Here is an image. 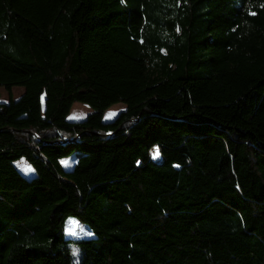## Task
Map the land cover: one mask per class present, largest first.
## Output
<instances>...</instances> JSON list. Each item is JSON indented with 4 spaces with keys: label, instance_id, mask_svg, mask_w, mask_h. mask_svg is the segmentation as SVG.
<instances>
[{
    "label": "trees",
    "instance_id": "16d2710c",
    "mask_svg": "<svg viewBox=\"0 0 264 264\" xmlns=\"http://www.w3.org/2000/svg\"><path fill=\"white\" fill-rule=\"evenodd\" d=\"M17 86L0 264H264V0H0V97Z\"/></svg>",
    "mask_w": 264,
    "mask_h": 264
},
{
    "label": "rangeland",
    "instance_id": "374dc122",
    "mask_svg": "<svg viewBox=\"0 0 264 264\" xmlns=\"http://www.w3.org/2000/svg\"><path fill=\"white\" fill-rule=\"evenodd\" d=\"M24 87H14L12 91L9 93L4 88H1V97L0 100L2 101H9L10 99L17 100L20 95L24 92ZM125 104L120 102L112 105L110 108H108L104 113V120L105 121H111L113 120L119 112H121L123 109H125ZM92 106L82 103V102H75L71 108V111L68 115V120L71 121H81L85 119V117L93 112ZM154 155L153 157L155 159L160 158L159 150L154 149L153 151ZM81 156V152H76L72 156H70L67 159H64L62 161L63 165L66 167V169L70 170L73 168L79 157ZM17 166L22 171V173L27 178H32L35 175V172L33 168L24 160L20 159L17 161ZM68 236L70 238H83L92 235L91 230L87 225L79 221L77 218L72 217L68 220ZM75 250V249H74ZM77 253V251L75 250Z\"/></svg>",
    "mask_w": 264,
    "mask_h": 264
},
{
    "label": "bare ground",
    "instance_id": "6f19581e",
    "mask_svg": "<svg viewBox=\"0 0 264 264\" xmlns=\"http://www.w3.org/2000/svg\"><path fill=\"white\" fill-rule=\"evenodd\" d=\"M153 151H154V149L152 150V156L154 155ZM159 154H160V158H161V153L159 152Z\"/></svg>",
    "mask_w": 264,
    "mask_h": 264
}]
</instances>
